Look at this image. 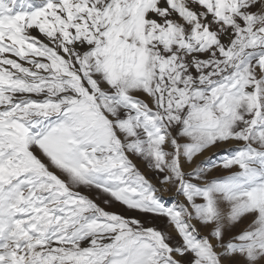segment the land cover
I'll list each match as a JSON object with an SVG mask.
<instances>
[{
	"label": "snow or ice",
	"instance_id": "6c2138e0",
	"mask_svg": "<svg viewBox=\"0 0 264 264\" xmlns=\"http://www.w3.org/2000/svg\"><path fill=\"white\" fill-rule=\"evenodd\" d=\"M0 264H264V0H0Z\"/></svg>",
	"mask_w": 264,
	"mask_h": 264
},
{
	"label": "rangeland",
	"instance_id": "374dc122",
	"mask_svg": "<svg viewBox=\"0 0 264 264\" xmlns=\"http://www.w3.org/2000/svg\"><path fill=\"white\" fill-rule=\"evenodd\" d=\"M228 147H231V146L230 145H221L219 149H215L214 148L211 152H206L204 155H205V157L213 156L214 153H216L218 151H222L223 149L228 148ZM201 159H203V157ZM167 195H169V194L168 193H165V196H167ZM111 210H113V211H120V208H119V206H117V207H115V208H113ZM128 215L136 216V215H138V213L131 212V213H128ZM141 218L143 219V217H141Z\"/></svg>",
	"mask_w": 264,
	"mask_h": 264
}]
</instances>
